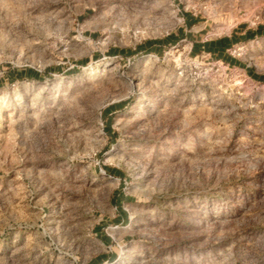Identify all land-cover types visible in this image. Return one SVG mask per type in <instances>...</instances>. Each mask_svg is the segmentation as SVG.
I'll return each mask as SVG.
<instances>
[{"label":"rangeland","instance_id":"374dc122","mask_svg":"<svg viewBox=\"0 0 264 264\" xmlns=\"http://www.w3.org/2000/svg\"><path fill=\"white\" fill-rule=\"evenodd\" d=\"M258 27L264 0H0V264H264V29L194 48Z\"/></svg>","mask_w":264,"mask_h":264},{"label":"crops","instance_id":"0c3cea01","mask_svg":"<svg viewBox=\"0 0 264 264\" xmlns=\"http://www.w3.org/2000/svg\"><path fill=\"white\" fill-rule=\"evenodd\" d=\"M263 29L264 28H262L261 30H263ZM247 30L240 32L238 37H244L246 35ZM250 30L256 31V30H252V29H250ZM194 32L196 33V32H198V30H194L191 33L186 32L185 35H186V37H191L193 35L197 37V34H195ZM259 32H260V30H259ZM255 34H258V33L255 32ZM194 42L196 43L194 48L195 49L198 48L199 49L198 52H209L213 56L218 57V59H224L228 63H233L234 65L237 62L236 59L226 55V51L228 50L229 47L224 49V46H223L224 43H222L221 38L215 39L211 43H205L202 40H194ZM119 212H120V217H122V219H123V217H124L123 215L125 214V208L122 206L121 210H119ZM106 239H109V238L106 237ZM91 264H96V263L93 261Z\"/></svg>","mask_w":264,"mask_h":264},{"label":"trees","instance_id":"16d2710c","mask_svg":"<svg viewBox=\"0 0 264 264\" xmlns=\"http://www.w3.org/2000/svg\"><path fill=\"white\" fill-rule=\"evenodd\" d=\"M261 29H262L261 27H258L256 31H251L250 29H248L247 32H246V35L244 37L245 38H250V36H252L255 32L258 33L259 30H261ZM172 36H169V37H167L165 39H161V40H150L147 43H148L149 47L164 45L165 41H167ZM238 38H240V37L235 36V35L232 36L231 38H227V37L221 38L222 43H224L223 44L224 49L228 48L230 44H232L234 42H238V40H237ZM211 42H213V40L210 41L209 43H211ZM194 47H195V44H194ZM40 75H41V72L36 70V69H34V68H18L16 70V76L17 77H19V76L20 77L27 76V77H32V78H37L38 79L40 77Z\"/></svg>","mask_w":264,"mask_h":264},{"label":"built area","instance_id":"2783aa9c","mask_svg":"<svg viewBox=\"0 0 264 264\" xmlns=\"http://www.w3.org/2000/svg\"><path fill=\"white\" fill-rule=\"evenodd\" d=\"M221 64L223 65V62H221Z\"/></svg>","mask_w":264,"mask_h":264}]
</instances>
